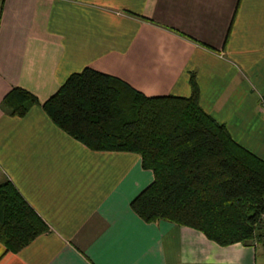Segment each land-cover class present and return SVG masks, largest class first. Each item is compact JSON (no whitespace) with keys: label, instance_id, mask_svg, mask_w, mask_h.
Masks as SVG:
<instances>
[{"label":"crops","instance_id":"crops-1","mask_svg":"<svg viewBox=\"0 0 264 264\" xmlns=\"http://www.w3.org/2000/svg\"><path fill=\"white\" fill-rule=\"evenodd\" d=\"M85 67L146 96H189L264 159V0H0V102L40 103ZM48 225L0 264H257L256 245L220 246L187 226L143 221L131 200L153 180L138 154L93 151L39 105L0 108V181Z\"/></svg>","mask_w":264,"mask_h":264},{"label":"trees","instance_id":"trees-1","mask_svg":"<svg viewBox=\"0 0 264 264\" xmlns=\"http://www.w3.org/2000/svg\"><path fill=\"white\" fill-rule=\"evenodd\" d=\"M189 96H146L89 67L71 73L40 103L21 87L2 98L3 113L23 117L39 105L60 130L93 151L136 153L152 182L130 202L145 222L187 226L220 246L264 245V159L237 143ZM48 225L8 179L0 181V243L16 253ZM207 264V263H195Z\"/></svg>","mask_w":264,"mask_h":264},{"label":"rangeland","instance_id":"rangeland-1","mask_svg":"<svg viewBox=\"0 0 264 264\" xmlns=\"http://www.w3.org/2000/svg\"><path fill=\"white\" fill-rule=\"evenodd\" d=\"M262 114L264 115L263 112H262ZM256 248H257V255H258L257 264H264V245L259 242V243H257Z\"/></svg>","mask_w":264,"mask_h":264},{"label":"built area","instance_id":"built-area-1","mask_svg":"<svg viewBox=\"0 0 264 264\" xmlns=\"http://www.w3.org/2000/svg\"><path fill=\"white\" fill-rule=\"evenodd\" d=\"M259 108L264 113V97L259 99Z\"/></svg>","mask_w":264,"mask_h":264}]
</instances>
